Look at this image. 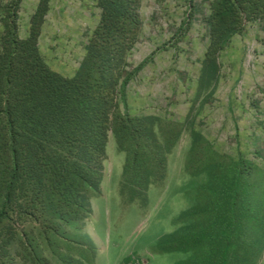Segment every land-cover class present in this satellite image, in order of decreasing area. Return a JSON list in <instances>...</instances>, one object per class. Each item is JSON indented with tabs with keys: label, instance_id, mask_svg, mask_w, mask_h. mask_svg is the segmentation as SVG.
Here are the masks:
<instances>
[{
	"label": "rangeland",
	"instance_id": "1",
	"mask_svg": "<svg viewBox=\"0 0 264 264\" xmlns=\"http://www.w3.org/2000/svg\"><path fill=\"white\" fill-rule=\"evenodd\" d=\"M4 1L0 0V3ZM98 1L48 0L37 44L43 60L51 69L64 76L74 74L99 19ZM211 1L140 0L137 7L140 31L126 54V69L130 72L142 65L133 70L135 73L125 85L126 109L130 115L154 114L184 126L178 137H173L169 153L162 158V169L149 165L151 161L157 163L158 159L137 163L133 168L135 171L124 172L126 154L118 150L115 138L109 136L101 193L90 200V214L83 226L96 249L92 253L72 246L73 254L84 257L79 264H220L217 254L225 250L228 251L227 264H246L237 259L242 256L255 258L250 264H264V228L255 237L260 241L253 240L255 224H264V165L248 159H231L230 155L209 146L206 140L204 149L196 151L201 142L198 147H192L191 134H188L191 139L189 148L181 139L185 130L190 133L189 127L197 118L202 129L205 123H210L213 128L215 120H230L227 108L236 110V113L242 109L243 115L251 118L250 108H246L247 100L255 103L257 110L253 111V118L260 114L264 116V16L244 20L221 48L214 49L208 20ZM38 2L21 0L19 3L16 22L21 38L29 34ZM209 77L214 78L210 80ZM187 110L193 111L184 122L182 119ZM228 112L232 115L230 110ZM260 125L264 126V120ZM261 149L256 148L253 159L259 161L260 158L264 162ZM193 157L199 158L194 163L203 167L197 175L191 174ZM231 160L235 161L236 167ZM247 166L253 167L250 173H237L238 169ZM220 167L224 171L220 172V184L216 183L215 187L222 189L223 194L234 192L238 187L237 203L247 218L238 225V231L243 234L240 237L245 242L241 240L238 244L234 222L224 241L230 247L212 249L213 243L209 240L213 238L221 242L220 238L212 236L221 230V226H216L217 220L214 219L197 229L196 217L190 218L188 212L197 203L204 205L201 196L206 197L202 193L207 191L204 187L213 186L210 179L213 172L210 171ZM146 172L161 174L155 179H147ZM232 172L235 177L239 175L235 185L228 177ZM133 173L136 178H132ZM255 186H260L257 191ZM36 225V220L30 217L15 222L17 231L8 244L11 257L0 254V264H39L33 254L43 261L47 259L59 264L52 249L45 247L44 240L28 241L26 235L23 236L24 229L30 236L35 235L29 230L37 229ZM196 233L204 241L200 249L196 246L188 248L187 241L183 244L173 236L180 235L193 241ZM59 248L62 247L59 245Z\"/></svg>",
	"mask_w": 264,
	"mask_h": 264
},
{
	"label": "trees",
	"instance_id": "2",
	"mask_svg": "<svg viewBox=\"0 0 264 264\" xmlns=\"http://www.w3.org/2000/svg\"><path fill=\"white\" fill-rule=\"evenodd\" d=\"M20 1L0 3V254L11 257L8 244L17 231L15 222L30 217L36 220L38 228L29 230L35 232L31 236L23 230L28 241L44 240L59 264H79L84 257L73 254L72 246L92 253L96 249L83 226L90 214V200L101 193L109 136L115 138L118 150L126 154L124 172L135 171L137 163L158 159L149 165L162 169L161 160L169 153L173 137L182 132L183 124L154 114L130 115L126 109L125 85L135 73L133 70L142 65L130 72L126 69V54L140 31V0L98 1V22L72 76L51 69L38 48L39 26L48 0H39L25 38L17 32ZM257 16H264V0H212L208 16L211 46L221 48L244 20ZM190 134L191 146L201 142L196 151L203 150L205 139L194 130ZM193 158L191 163L199 160ZM233 164L236 167L235 161ZM192 166V175L203 170L201 165ZM252 168H240L237 173L245 175ZM221 171L224 168L210 171L213 186L204 187V205L197 203L188 212L190 218L196 217L197 229L214 219L215 225L221 226L219 232L212 234L221 242L209 240L212 249L230 247L224 241L234 222L238 244L245 242L238 231V225L247 219L237 203L239 189L223 194L222 189L215 187L220 184ZM160 174L146 172V177L155 179ZM238 176L232 172L228 177L235 185ZM255 187L257 191L260 186ZM263 228L261 222L255 224L254 242L260 241L255 237ZM173 236L183 244L187 241L188 248L200 249L204 245L199 233L193 235V241ZM59 245L62 248L57 249ZM227 252L217 254L220 264H227ZM33 256L36 263L55 264ZM237 259L246 264L255 260L245 256Z\"/></svg>",
	"mask_w": 264,
	"mask_h": 264
},
{
	"label": "crops",
	"instance_id": "3",
	"mask_svg": "<svg viewBox=\"0 0 264 264\" xmlns=\"http://www.w3.org/2000/svg\"><path fill=\"white\" fill-rule=\"evenodd\" d=\"M254 105V102L249 103L247 100L246 108H250L249 115L251 117L249 119L247 118V116L243 115L242 109H240V113H236V110L233 111L232 109L226 107L230 120L229 118L228 120H215L212 123V125L214 126L213 128L212 126H210V123H205L203 124L202 129V125L199 123V119L197 118V120L194 119L196 120V122H194L195 124H193L192 122L189 128L190 130H194L199 133V135H201L206 140V142H208L209 146L211 145L215 149H218L221 153L230 155L231 159H248L253 161L254 163H258V165L261 164L262 166L264 165V162H262L263 160H260V158H258L259 161H257L253 158L255 156L254 153L257 152L255 151L257 147H260L261 149L263 146V149H261L260 154H264V126L260 125V122L264 120V116L260 114L258 118H253V111L257 110L255 108L256 106ZM229 110L231 111L232 115L229 114ZM192 111L193 110H187L183 115L182 120L184 121L188 114ZM190 120L193 121V119ZM184 122H186V120ZM258 125L260 126V128H258ZM223 127L226 129H223ZM239 133H241L242 135H239ZM188 134L190 133L185 130L184 133L181 135V139L183 140V143L185 145H188L189 148V146L191 145V139L189 138ZM235 137L236 139H234Z\"/></svg>",
	"mask_w": 264,
	"mask_h": 264
}]
</instances>
